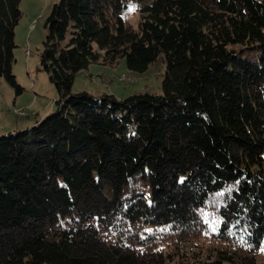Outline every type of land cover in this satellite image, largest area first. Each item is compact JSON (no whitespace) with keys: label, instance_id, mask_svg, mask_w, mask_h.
Instances as JSON below:
<instances>
[{"label":"trees","instance_id":"obj_1","mask_svg":"<svg viewBox=\"0 0 264 264\" xmlns=\"http://www.w3.org/2000/svg\"><path fill=\"white\" fill-rule=\"evenodd\" d=\"M19 2L0 0V81L16 94ZM44 27L56 109L0 136V264H181L201 239L211 253L189 264H257L264 0H58ZM158 55L161 93L71 90L91 63L142 72Z\"/></svg>","mask_w":264,"mask_h":264},{"label":"rangeland","instance_id":"obj_2","mask_svg":"<svg viewBox=\"0 0 264 264\" xmlns=\"http://www.w3.org/2000/svg\"><path fill=\"white\" fill-rule=\"evenodd\" d=\"M57 1L19 2L22 16L15 27L16 47L12 71L23 90L16 94L14 88L1 79L0 136L13 130L28 128L35 120L42 119L56 109L55 100L58 98V92L50 82L47 72L41 68L39 52L43 48L46 34L45 18L52 4ZM133 6L131 1L125 17L129 24L135 26L139 17L135 7V10H129ZM164 68L161 55H158L142 72L128 69L124 58L113 65L91 63L86 70L75 75L71 90L74 93L81 91L91 94L109 93L118 98L146 90L161 93ZM208 245L207 239L199 240L196 246L188 244L182 248L177 260L181 264H189L199 258L206 259V255L211 253ZM257 264H264V252L259 253Z\"/></svg>","mask_w":264,"mask_h":264},{"label":"snow or ice","instance_id":"obj_3","mask_svg":"<svg viewBox=\"0 0 264 264\" xmlns=\"http://www.w3.org/2000/svg\"><path fill=\"white\" fill-rule=\"evenodd\" d=\"M129 10H130V11H131V10H135V9H134V6H133V7H130V9H129ZM237 183H238V182H237ZM212 230H213V231H216V228H215V227H213V229H212ZM148 231H151V230L149 229Z\"/></svg>","mask_w":264,"mask_h":264},{"label":"crops","instance_id":"obj_4","mask_svg":"<svg viewBox=\"0 0 264 264\" xmlns=\"http://www.w3.org/2000/svg\"><path fill=\"white\" fill-rule=\"evenodd\" d=\"M94 95H99V93H97V94H94ZM36 121V120H35Z\"/></svg>","mask_w":264,"mask_h":264}]
</instances>
